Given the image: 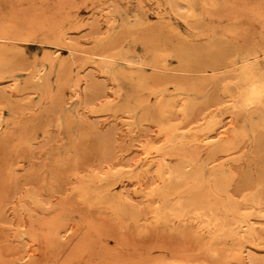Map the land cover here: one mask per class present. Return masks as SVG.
<instances>
[{"label": "rangeland", "instance_id": "rangeland-1", "mask_svg": "<svg viewBox=\"0 0 264 264\" xmlns=\"http://www.w3.org/2000/svg\"><path fill=\"white\" fill-rule=\"evenodd\" d=\"M251 70L264 0H0V264H264Z\"/></svg>", "mask_w": 264, "mask_h": 264}, {"label": "bare ground", "instance_id": "bare-ground-1", "mask_svg": "<svg viewBox=\"0 0 264 264\" xmlns=\"http://www.w3.org/2000/svg\"><path fill=\"white\" fill-rule=\"evenodd\" d=\"M259 72H261L263 74V71H259ZM243 74H244V82L243 83L246 82V86H245L246 103L249 105H254L257 103L260 104L259 102H261V99L264 96V81L260 80L258 78L256 71H254V70L244 72ZM236 84H239V83L236 82ZM240 84H242V83H240ZM242 87L240 88V90L242 89ZM261 106H263V105H261ZM170 108H171V106L169 107V109ZM212 117L213 116H211L209 118V120H212ZM249 120H250V118H249ZM211 130H213V129H211ZM164 131H165L164 133L166 136L172 137V141H171L172 144H177V143L179 144L182 142L186 143V142H191V141H195V140H198V141L199 140L200 141L205 140L207 134L212 132V131H209L208 127H205L203 125L195 128L193 130H190L184 134H181V135L178 132L177 126H175V125H165ZM189 144H191V143H189ZM158 164L160 165L159 176L161 175L162 177L161 176L160 177L164 178L163 180H165V177H167L169 179L173 176H175L177 178H180L181 176H183L182 171L173 170L163 160L158 162ZM201 166H202V164H201ZM251 230H252L251 227H249V225H247L245 231L249 232Z\"/></svg>", "mask_w": 264, "mask_h": 264}]
</instances>
